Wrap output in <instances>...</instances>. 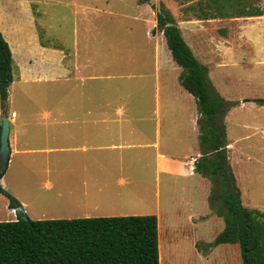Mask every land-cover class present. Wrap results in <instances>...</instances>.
Segmentation results:
<instances>
[{
  "label": "rangeland",
  "instance_id": "obj_1",
  "mask_svg": "<svg viewBox=\"0 0 264 264\" xmlns=\"http://www.w3.org/2000/svg\"><path fill=\"white\" fill-rule=\"evenodd\" d=\"M9 1L19 2L18 11L20 13L22 9L21 13L24 15L20 20L25 19V14L33 19L34 29L45 45L71 48L74 37L77 36L82 41L84 30H89V45L94 46V49L103 48V61L108 63V68L104 67V73L110 75L106 81L109 83V90L108 94L105 93L108 97L104 99H108L109 107H104V110L114 113L121 109L124 112L121 119L126 117L121 122L122 130L117 131V123H111L108 134L104 136L111 140L110 144L141 145L94 151L95 155L121 158L120 167H115L112 163L103 167L105 174H109L111 189H120L128 195L127 200L113 199L115 209L103 208L109 203L105 201L102 206L98 205L97 210L87 208L84 209L86 212L65 213L62 211V204L66 203L55 199L57 190L47 196L35 189L30 191L29 186L28 190L25 189V194H29V198L34 201L35 204L31 206L36 213L31 214L28 207L24 211L20 205L27 219L160 215V230L168 232L160 243L159 264H205L202 259L211 252L213 247L209 245L212 241L191 243L190 240L194 237L185 234V229L181 231L178 228L182 224L190 225L189 220L204 222L203 240H210L212 217L216 215L209 204L211 181L206 178L204 182L199 180V192L202 194L200 199L204 200L206 209L204 213L193 215L196 219L192 215L186 218L182 209L172 212H165V209L169 183L175 182L181 188L189 184L190 180L156 172L157 153L181 159L193 155L192 151L189 152L192 131L188 129L185 110L194 99L175 87L181 69L172 62L164 36L156 28L155 9L160 6L174 17L186 43L206 66L212 89L226 101L223 122L229 162L238 167L244 187L243 201L264 212V106L253 102L254 99L264 97V0H248L252 5L249 6L250 11L255 8L262 11L260 18L242 16L226 20H216L210 16L218 3L210 8L207 6L208 0H148L147 3L139 0ZM10 8L6 0H2L0 18L5 27H9L12 21L20 23L18 18L14 17L12 20ZM242 8L245 6L240 7ZM234 19H239L234 23V27L238 26L239 30L234 37H230L229 30L233 27L224 28ZM100 53L101 50L98 55ZM17 61L18 56L15 55V62ZM50 95L52 92H47L45 96L38 94L37 101L27 102V108L36 111L52 109ZM97 101L93 100L94 109H98ZM194 108L197 111L195 102ZM132 125L136 131L131 130ZM198 152L201 156L200 146ZM36 168H39L36 175L29 173V177H32L29 181L34 184L33 187L42 185L46 179L53 180V166L48 167L49 173L46 172L47 167ZM2 177L4 183L0 180V184L10 194L8 173L5 171ZM118 178H123L125 184H117ZM72 184L73 187L79 186L78 180ZM67 192H62L61 195L66 202L74 204L77 197ZM86 201L82 209L90 207ZM18 215L23 218L17 209L10 212L8 199L0 194V222L14 221ZM221 225H215L214 229H219ZM183 232L185 237L181 236ZM196 235L195 233V237Z\"/></svg>",
  "mask_w": 264,
  "mask_h": 264
},
{
  "label": "crops",
  "instance_id": "obj_2",
  "mask_svg": "<svg viewBox=\"0 0 264 264\" xmlns=\"http://www.w3.org/2000/svg\"><path fill=\"white\" fill-rule=\"evenodd\" d=\"M6 3L11 6L12 20L14 17L19 20L24 17L21 13L22 9L20 13L18 11L20 5L17 3L19 2L6 0ZM236 21L238 22L239 19ZM0 26V31L12 51L15 64V68L12 69L13 80L8 88L4 112L0 107V127L2 117L7 118L9 122L10 153L5 171L9 176L10 194L19 202L24 211L25 208H30L31 214L36 212L31 206L35 204L34 201L29 198V194H25V189L28 190L29 186L30 191L35 189L47 196L57 190L55 199L66 203L62 204L64 205L62 211L65 213L86 212L87 210L84 211V209L87 208L97 210L98 205L102 206L105 201L109 203L103 208L115 209L113 199L127 200L128 195L120 189L116 191L115 188L111 189L109 174H105L103 167L111 163L115 167H120L121 158L116 159L104 154L95 155L94 151L141 145L110 144L111 140L104 136L108 134L111 123L116 122L117 131L122 130L121 122L126 117L121 119L124 116L121 109L114 113L104 110V107H109L108 99L104 98L108 97L105 95L109 90V83L106 81L109 80L110 75L104 73V67L108 68V63L103 61V48L94 49V46L89 45L88 29L84 30L82 41L77 36L74 37L71 48L62 49L45 45L40 41L34 29L33 19L27 14L24 20H20V23L12 21L9 27H5L0 18ZM75 33L78 32L75 31ZM100 50L101 53L98 55ZM108 50L107 48V57ZM15 55L18 56L17 62H15ZM175 87L179 92L187 93L180 90L177 83ZM47 92H52L50 95L52 109L36 111L27 108L28 101H37L38 94L45 96ZM98 98L100 101H97ZM95 99L98 109L92 106ZM194 102L190 101L188 109L185 110L188 129L192 131L189 152L192 151L193 155L181 159L157 153L155 157L157 173L173 174L190 180L189 184L181 188H178L175 182L169 183L168 203L165 209V212L182 209L186 218L189 215H202L206 210L204 200L200 199L202 194L199 192V180L204 182L206 179L194 172V161L200 156L198 152V114L194 108ZM131 130L136 131V128L132 125ZM157 130L158 121L156 120L155 132ZM36 166L47 167V173L50 170L48 167L53 166V180L46 179L42 185L33 187L34 184L29 181L32 178L29 177V173L36 175L39 172ZM77 180L79 186L73 187L72 182ZM1 182L4 183L3 177ZM116 183L124 185L125 180L118 178ZM66 191L77 197L74 204L66 202L61 195L62 192L66 194ZM85 200L90 207L82 209ZM79 203L80 205H77ZM9 210L10 212L15 211ZM193 218L197 217L193 216ZM212 218L213 222L210 227L212 234L208 241L203 240L204 222L189 220L190 225L182 224V227L178 229L181 231L185 229V234L194 237L190 240L191 243L213 241L223 229V220L217 215ZM219 222L222 224L221 227L214 229L215 225L217 227L220 225ZM157 225L159 258L160 243L168 230L164 233L160 230V215L157 216ZM171 235L172 233L170 237ZM181 236L185 237L184 232ZM199 255L197 256L200 257ZM202 260L205 264H242L237 245L231 244L213 247L207 257H203Z\"/></svg>",
  "mask_w": 264,
  "mask_h": 264
},
{
  "label": "trees",
  "instance_id": "obj_3",
  "mask_svg": "<svg viewBox=\"0 0 264 264\" xmlns=\"http://www.w3.org/2000/svg\"><path fill=\"white\" fill-rule=\"evenodd\" d=\"M208 1L210 8L218 3L214 13H210L216 20L263 15L257 8L250 11L252 5L248 0ZM241 6L245 8L240 9ZM155 21L172 61L181 69L177 86L194 98L197 108L201 156L194 161V172L211 181L209 204L223 220L222 231L209 247L237 245L242 264H264V212L243 201L244 187L238 167L229 162L223 122L226 101L212 89L206 66L186 43L174 17L160 6L155 9ZM236 22L234 19L224 28L233 27L229 30L230 37L239 30L238 26L234 27ZM12 69V54L0 32V101L3 112L13 80ZM253 102L264 106V97ZM4 172L0 173V180ZM0 194L8 199L9 209L20 207L1 184ZM0 264H159L157 217L30 220L18 215L14 221L0 222Z\"/></svg>",
  "mask_w": 264,
  "mask_h": 264
},
{
  "label": "water",
  "instance_id": "obj_4",
  "mask_svg": "<svg viewBox=\"0 0 264 264\" xmlns=\"http://www.w3.org/2000/svg\"><path fill=\"white\" fill-rule=\"evenodd\" d=\"M8 135H9V122L7 118H1V127H0V173L5 171L9 159V143H8ZM17 211L23 215V219H27L24 216V211L22 207H18Z\"/></svg>",
  "mask_w": 264,
  "mask_h": 264
},
{
  "label": "bare ground",
  "instance_id": "obj_5",
  "mask_svg": "<svg viewBox=\"0 0 264 264\" xmlns=\"http://www.w3.org/2000/svg\"><path fill=\"white\" fill-rule=\"evenodd\" d=\"M40 197V196H39ZM41 198V197H40ZM41 200H43V199H41ZM55 203V202H54Z\"/></svg>",
  "mask_w": 264,
  "mask_h": 264
}]
</instances>
